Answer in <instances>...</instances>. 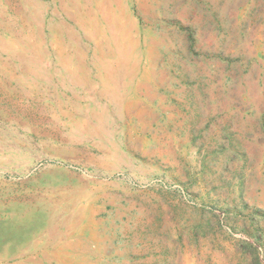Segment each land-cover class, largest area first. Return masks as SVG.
Masks as SVG:
<instances>
[{"label":"rangeland","instance_id":"374dc122","mask_svg":"<svg viewBox=\"0 0 264 264\" xmlns=\"http://www.w3.org/2000/svg\"><path fill=\"white\" fill-rule=\"evenodd\" d=\"M91 2L0 0V264H264V0Z\"/></svg>","mask_w":264,"mask_h":264},{"label":"bare ground","instance_id":"6f19581e","mask_svg":"<svg viewBox=\"0 0 264 264\" xmlns=\"http://www.w3.org/2000/svg\"><path fill=\"white\" fill-rule=\"evenodd\" d=\"M88 4V0H84ZM91 4L95 3V7L92 8L94 12H91L87 5L82 6L78 10L79 15H82V21L80 24H86L90 28L89 31L85 29L87 37L93 40V32L97 33L99 37L104 38V30L101 25L105 26L109 30L111 38L106 39L109 45H113L112 55L119 59V63H125V57L122 53L123 49L120 44L126 42L131 32L130 19L127 18V22H122L121 15L116 11L121 10V4L117 0H92ZM76 3V2H75ZM77 5V4H76ZM75 5V6H76ZM79 6V5H78ZM116 7V8H115ZM115 13H112V9ZM76 9V8H75ZM127 15V14H126ZM101 19H100V18ZM132 35V34H131ZM98 42V41H96ZM127 48V45H126ZM130 48V47H129ZM103 90V89H102Z\"/></svg>","mask_w":264,"mask_h":264}]
</instances>
